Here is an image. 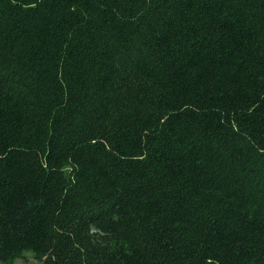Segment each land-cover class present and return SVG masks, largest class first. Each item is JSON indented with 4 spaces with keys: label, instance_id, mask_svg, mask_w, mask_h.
Returning <instances> with one entry per match:
<instances>
[{
    "label": "trees",
    "instance_id": "1",
    "mask_svg": "<svg viewBox=\"0 0 264 264\" xmlns=\"http://www.w3.org/2000/svg\"><path fill=\"white\" fill-rule=\"evenodd\" d=\"M264 264V0H0V264Z\"/></svg>",
    "mask_w": 264,
    "mask_h": 264
},
{
    "label": "rangeland",
    "instance_id": "2",
    "mask_svg": "<svg viewBox=\"0 0 264 264\" xmlns=\"http://www.w3.org/2000/svg\"><path fill=\"white\" fill-rule=\"evenodd\" d=\"M15 264H40L32 255V253H26L25 258L19 259Z\"/></svg>",
    "mask_w": 264,
    "mask_h": 264
}]
</instances>
